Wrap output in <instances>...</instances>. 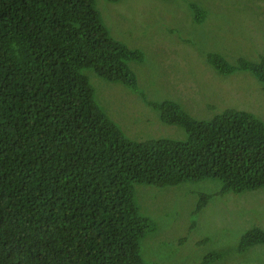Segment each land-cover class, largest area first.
Listing matches in <instances>:
<instances>
[{"label":"trees","instance_id":"obj_1","mask_svg":"<svg viewBox=\"0 0 264 264\" xmlns=\"http://www.w3.org/2000/svg\"><path fill=\"white\" fill-rule=\"evenodd\" d=\"M142 59L110 34L94 0H0V264H147L139 242L155 227L135 185L264 187V122L249 111L203 120L176 101L146 100L185 139L135 141L122 132L84 71L145 100L129 64ZM206 62L223 75L249 72L264 90L263 56L232 64L210 52ZM256 243H264L262 227L247 230L240 249Z\"/></svg>","mask_w":264,"mask_h":264},{"label":"rangeland","instance_id":"obj_2","mask_svg":"<svg viewBox=\"0 0 264 264\" xmlns=\"http://www.w3.org/2000/svg\"><path fill=\"white\" fill-rule=\"evenodd\" d=\"M110 34L143 53L130 62L145 100L118 82L88 72L95 98L122 132L135 141L183 140L182 127L162 123L146 100H172L196 119L235 108L264 122V90L249 72L223 75L207 62L210 52L235 64L264 57V0H94ZM218 180L156 187L135 185L142 215L155 227L139 242L147 264H264V243L240 249L243 234L264 228V187L222 192ZM206 204L196 213L198 200Z\"/></svg>","mask_w":264,"mask_h":264}]
</instances>
